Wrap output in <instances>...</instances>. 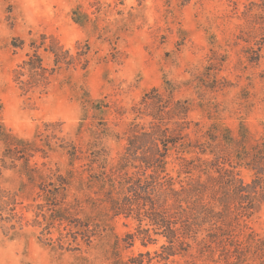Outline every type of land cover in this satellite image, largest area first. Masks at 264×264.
Listing matches in <instances>:
<instances>
[{
    "label": "rangeland",
    "instance_id": "obj_1",
    "mask_svg": "<svg viewBox=\"0 0 264 264\" xmlns=\"http://www.w3.org/2000/svg\"><path fill=\"white\" fill-rule=\"evenodd\" d=\"M263 20L264 0H0V121L29 139L45 131L44 124L60 122L53 126L56 136L83 148L92 140L91 132L107 128L98 142L111 161L123 151L134 105L146 91L169 80L176 88L173 99L190 102V111L179 121L189 122L190 129L198 123V136L185 130L192 139L203 141L200 134L211 123L233 132L243 123L252 136H259L264 133ZM42 34L47 42L53 38L72 52L77 43L87 41L91 60L86 69L61 68L44 91L24 92L14 80V68L26 57L30 42L40 41ZM257 48L261 56L250 61ZM40 53L52 65L51 54L43 49ZM101 100L105 105L95 110L93 105ZM150 120V115H142L136 122L148 126ZM168 126L176 125L170 120ZM34 162L58 166L63 173L71 168L76 175L81 164L70 165L61 149L48 157L38 152L31 157L30 163ZM240 176L248 182L252 171L241 168ZM74 183L78 185L77 178ZM0 186L17 194L22 201L17 209L25 217L18 231L0 225V264H113L117 258L127 261L140 252H149L140 257L142 264H225L194 256V249L193 255L159 260L161 237L146 246L136 238L127 246L125 234L135 231L136 221L123 215L108 218L106 230L89 244L78 236V243L63 242L61 249L45 238L55 240V227L43 235L42 217L38 218L42 225L32 224L29 204L35 183L6 169ZM85 191L72 187L68 198L75 193L84 199ZM247 224L264 233V205ZM68 238L72 240V235ZM260 260L248 255L240 264H260Z\"/></svg>",
    "mask_w": 264,
    "mask_h": 264
},
{
    "label": "trees",
    "instance_id": "obj_2",
    "mask_svg": "<svg viewBox=\"0 0 264 264\" xmlns=\"http://www.w3.org/2000/svg\"><path fill=\"white\" fill-rule=\"evenodd\" d=\"M46 39L42 34L40 41L32 40L26 57L14 68V80L24 92L44 91L61 68L86 69L89 65L87 41L77 43V50L72 52L53 38ZM41 49L51 54L52 65L44 62ZM257 50L250 61L261 56ZM175 90L169 80H164L161 88L154 86L143 94L133 107L135 117L128 125L123 151L111 161L98 142L107 128L91 132L92 140L83 148L74 140L56 136L53 126L60 122L44 124L45 131L29 139L16 135L0 121V176L12 169L25 176L28 183H35V195L29 204L34 212L32 224L42 225L38 219L41 216L43 235L56 228L55 240L45 237L50 244L56 242L63 249V242L78 243V236L89 244L92 237L106 230L108 218L123 215L136 221L135 231L125 234L127 246L136 238L146 246L161 237L163 243L156 255L164 262L178 255H193L194 249V256L223 260L225 264H240L248 255L258 256L264 264V233L247 224L264 205V133L252 136L243 123L237 132L211 123L200 134L203 141L192 139L185 131L190 129L189 122L179 121L190 111V102L174 100ZM102 105L101 100L93 108L101 109ZM142 115L151 116L148 126L136 122ZM170 120L175 127L168 126ZM83 124L79 123V133ZM195 127L190 131L198 136V123ZM57 149L65 151L70 165L81 162L75 169L77 175L71 168L63 173L46 162L30 163L36 153L48 157ZM241 168L252 171L250 181L242 179ZM72 187L87 189L86 198L73 193L69 199ZM18 203L22 201L17 200L15 192L0 186L2 227L12 231L23 228L25 217L17 209ZM144 254L149 252H140L127 261L117 258L113 264H142L140 257Z\"/></svg>",
    "mask_w": 264,
    "mask_h": 264
}]
</instances>
